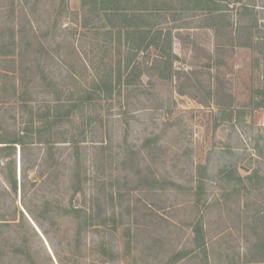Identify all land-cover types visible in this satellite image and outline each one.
Wrapping results in <instances>:
<instances>
[{"label": "rangeland", "instance_id": "obj_1", "mask_svg": "<svg viewBox=\"0 0 264 264\" xmlns=\"http://www.w3.org/2000/svg\"><path fill=\"white\" fill-rule=\"evenodd\" d=\"M243 3L179 12L171 70L140 53L130 85L87 96L124 68L116 35L81 0H0V143L23 137L0 152V215L29 217L9 186L23 164L30 206L49 193L94 218L79 240L73 216L43 220L65 264H264V0ZM14 228L32 263L0 227V264H57Z\"/></svg>", "mask_w": 264, "mask_h": 264}, {"label": "trees", "instance_id": "obj_2", "mask_svg": "<svg viewBox=\"0 0 264 264\" xmlns=\"http://www.w3.org/2000/svg\"><path fill=\"white\" fill-rule=\"evenodd\" d=\"M220 1L221 0H81L83 6H88L89 12L94 14L93 18L98 22L101 21L100 28L104 30L103 34L106 35L108 39L116 35L118 43H122L128 53V57L126 58L127 61H125L123 69H118L114 73L110 71L103 75V78L100 77V81L94 83V91H86L85 95L90 96L91 93H96L98 91L110 92L111 89H108L109 86H106V84L111 85L113 82L121 85H130L134 76H136V70L139 72L138 75H140V71H142L141 67H139L140 62L137 61V57L140 53L150 54L154 52L160 60H163L165 66L171 70L172 58L175 57L172 49L173 38L174 36L177 37L179 34L177 33L174 35L170 28L164 27L162 24L177 19L176 16L179 15V12L193 8L204 12L205 16L213 21L218 18V16L222 18L225 8L220 4ZM185 2L191 4V6H183L182 4H185ZM232 3L240 4L239 6L243 9L248 8V5L243 3V0H232ZM212 26L219 28L222 26L226 27L225 24L222 25L221 23H213ZM51 125H53V122H51ZM30 132H32V134H39L40 127H35L34 130L32 128ZM0 144H2L0 145V152H10L12 149H15L16 144H23V137H15L9 142ZM8 163L10 166L12 165L11 162ZM237 179L239 181L242 180L241 177ZM35 182V180L32 181L33 184H35ZM27 183V170L23 164H21L20 184H18L15 174H12L9 181L10 192L16 197L18 189H20L22 207L41 232L42 236L23 213L22 209L15 207L16 215L14 217H4L0 215V227L6 228L9 231V235L5 237L6 241L12 242L15 248H24L32 263V255L27 251L29 250L27 238H20L18 234H11L17 232L14 228L16 225L22 224L28 229H31L41 243H44V240H46L57 264H65L59 255L60 253L57 247L53 244L43 220L46 216L50 219H56L58 215L73 216L78 220L75 233L79 240L84 228L87 225H94L92 221L94 218L90 215V212H87L82 207L73 206L68 208L62 205L60 200L49 196V193L41 195V199L37 203H34L33 208L32 205L30 206L27 203L26 199L28 196ZM99 224L103 223H95L96 226ZM78 259L76 255V263H78ZM49 260L51 264H55L50 255Z\"/></svg>", "mask_w": 264, "mask_h": 264}, {"label": "water", "instance_id": "obj_3", "mask_svg": "<svg viewBox=\"0 0 264 264\" xmlns=\"http://www.w3.org/2000/svg\"><path fill=\"white\" fill-rule=\"evenodd\" d=\"M29 218V217H28ZM30 219V218H29ZM31 221V219H30ZM32 222V221H31ZM32 224L34 225V227L36 228V230L39 232V234L42 236L41 232L38 230V228L35 226V224L32 222Z\"/></svg>", "mask_w": 264, "mask_h": 264}]
</instances>
